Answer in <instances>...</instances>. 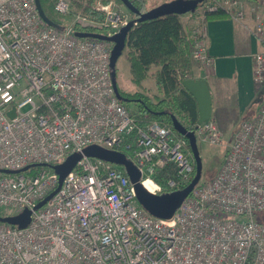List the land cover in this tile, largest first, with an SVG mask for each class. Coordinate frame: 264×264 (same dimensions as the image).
Masks as SVG:
<instances>
[{"label":"built area","instance_id":"obj_1","mask_svg":"<svg viewBox=\"0 0 264 264\" xmlns=\"http://www.w3.org/2000/svg\"><path fill=\"white\" fill-rule=\"evenodd\" d=\"M53 9L73 12L70 0H55ZM96 10L100 17L73 12L58 29L41 19L35 0H0V169L18 170L0 172V209L1 215L31 209L25 227L0 222V264H264V221L256 217L264 211V99L241 122L215 174L198 181L169 218L137 202L123 166L89 156L33 209L57 185L52 165L89 144L125 153L153 194L184 187L193 173L187 140L171 121L142 120L116 97L111 45L74 35H112L137 22L112 2ZM252 20L245 27L260 43L252 56L258 84L264 83V18L254 13ZM203 22L190 34L191 56L207 68ZM189 127L196 142L222 141L213 116ZM30 164L36 165L21 170ZM171 164L175 176L156 181Z\"/></svg>","mask_w":264,"mask_h":264},{"label":"trees","instance_id":"obj_2","mask_svg":"<svg viewBox=\"0 0 264 264\" xmlns=\"http://www.w3.org/2000/svg\"><path fill=\"white\" fill-rule=\"evenodd\" d=\"M97 1L99 0H70V4L74 11L78 10L83 14L93 15L96 14L92 9ZM115 1L121 4L120 0ZM129 1L139 10L144 9V0ZM39 2L50 20L60 25L64 24V16H60L53 9L54 2L52 3L50 0H39ZM227 16L228 14L224 10L217 9L206 12L205 20ZM191 43L189 32L180 16L175 13L137 21L129 29L125 47L130 80L133 84L142 86L141 82L151 75L156 92L147 95L138 90L127 93L118 88V91L123 97H130L127 101H137L138 110L136 112L142 114V120L160 118L171 121L170 114H173L189 129V125L198 122L196 101L181 84L183 79L193 77L189 54ZM152 66L156 69L149 73ZM194 172L195 167L191 178ZM175 173L176 167L171 164L160 169L154 177L156 181L163 183L167 177H174ZM256 217L258 220L264 221V211L257 212Z\"/></svg>","mask_w":264,"mask_h":264},{"label":"water","instance_id":"obj_3","mask_svg":"<svg viewBox=\"0 0 264 264\" xmlns=\"http://www.w3.org/2000/svg\"><path fill=\"white\" fill-rule=\"evenodd\" d=\"M121 3L132 13L136 15L137 21L145 19H151L155 17L164 16L170 13L178 15L185 14L193 11L198 3L203 0H168L158 5H155L147 10L141 11L136 8L129 0H120ZM37 12L41 19L48 25L60 29L62 25L50 20L44 13L39 0H35ZM133 21H129L126 25L122 26L116 33L112 35H106L95 31H80L74 32L78 37H93L102 40L112 42V47L109 56V67L111 74L112 86L116 97L127 102V98L123 97L117 87L116 82V62L121 55L123 48L126 44V37L129 29L132 26ZM182 86L193 96L197 105L198 123L208 119L212 116V96L209 85L205 78H185L181 81ZM14 110L8 111L9 116H13ZM170 120L174 129L183 135L187 140L190 147L191 154L194 159L195 172L191 180L182 188L172 190L170 192H163L160 194H153L145 189L141 183V175L136 165L127 158L125 153L105 148L97 144H89L81 149V151H75L68 154L64 160L60 163L52 165V168L57 173L58 180L56 187L49 192L44 198L39 200L33 209L42 206L61 186L63 178L74 167L76 162L82 156L96 157L112 163L123 166L126 174L132 183L137 202L151 215L159 218H169L172 216L176 208L181 201L190 193L191 189L196 185L201 177L202 162L198 149V144L194 132L184 126L173 114H170ZM36 164H30L24 166L21 170L27 169L29 166ZM18 170L0 169V172H17ZM31 209L24 208L17 214L13 215H1L0 222H6L9 224L17 225L18 227H25L30 221Z\"/></svg>","mask_w":264,"mask_h":264},{"label":"crops","instance_id":"obj_4","mask_svg":"<svg viewBox=\"0 0 264 264\" xmlns=\"http://www.w3.org/2000/svg\"><path fill=\"white\" fill-rule=\"evenodd\" d=\"M205 23L206 49L212 62L207 68L198 64L193 69V77L207 80L212 114L220 108L235 106L237 115L250 119L264 99H257L260 86L253 75L252 56L260 49V43L229 15L208 19ZM233 135L232 131L226 138L231 142Z\"/></svg>","mask_w":264,"mask_h":264},{"label":"rangeland","instance_id":"obj_5","mask_svg":"<svg viewBox=\"0 0 264 264\" xmlns=\"http://www.w3.org/2000/svg\"><path fill=\"white\" fill-rule=\"evenodd\" d=\"M52 3L54 0H50ZM112 2L117 7L121 8V10L129 17H136L134 13L129 11L122 3H118L115 0H99L96 2V4L93 6V11L96 12L97 17H100V12L96 10V7L104 4ZM164 2V1H163ZM162 3L161 0H144V10H147L155 5H158ZM216 3V4H215ZM210 5L211 6H217V9L224 8L228 12L233 13L235 17H237L238 20H235L237 23L243 25V28L245 26H252L253 20H252V14L258 13L264 18V0L262 1H252V0H203L202 2L198 3L197 7L191 11L187 12L185 14H181L180 19L185 25L186 30L191 34L192 29L195 28V26L200 25L204 23L205 15L202 14L203 10L204 13L209 12L208 10H205V6ZM223 6V7H222ZM216 9V10H217ZM78 11V10H77ZM74 11L73 12H77ZM238 11H242L243 14H237ZM72 12V13H73ZM57 13V12H56ZM69 15H62L64 16V24L71 23L73 19V14ZM71 15V16H70ZM67 17V18H66ZM72 17V18H71ZM132 19V18H131ZM99 32V31H95ZM102 33V32H100ZM104 34V33H103ZM111 47L112 42L107 41ZM111 50V49H110ZM190 59L192 62V73L193 69L197 67V62L192 59L191 52ZM156 67L152 66L149 70V73H151L153 70H155ZM130 70H129V64L127 62L126 58V47L123 48V51L121 55L118 57L116 62V82L117 87L122 89L123 91L127 93H133L134 91H141L144 94L150 95L152 93L156 92V86L153 80V77L151 75L147 76L142 82V86H137L133 84L130 80ZM258 86H260V90L258 93L257 99L261 97V100L264 97V83H258ZM127 100L130 98L128 96H125ZM127 105L130 107V109L133 112H136L138 110L137 101H127ZM215 119L218 122V125L222 132V141L218 144L208 143V142H197L199 153L201 156V162H202V169H201V177L199 179V182L205 181L210 179L217 169L220 167V165L223 162L224 154L227 149L228 143L230 140L226 138L227 135H230V133L235 134L238 127L240 126L241 122L244 121V116L237 115L236 107L232 106L229 108H220L219 110H215L212 114ZM225 128V130H224ZM0 212H4L3 209H0Z\"/></svg>","mask_w":264,"mask_h":264},{"label":"bare ground","instance_id":"obj_6","mask_svg":"<svg viewBox=\"0 0 264 264\" xmlns=\"http://www.w3.org/2000/svg\"><path fill=\"white\" fill-rule=\"evenodd\" d=\"M142 185H143V187H144L145 189H147V190H151L148 181H143V182H142Z\"/></svg>","mask_w":264,"mask_h":264}]
</instances>
